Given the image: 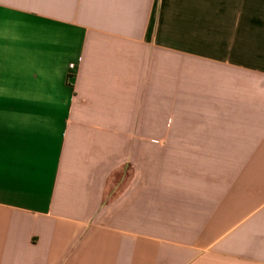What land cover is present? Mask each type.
Instances as JSON below:
<instances>
[{
    "label": "crops",
    "instance_id": "0c3cea01",
    "mask_svg": "<svg viewBox=\"0 0 264 264\" xmlns=\"http://www.w3.org/2000/svg\"><path fill=\"white\" fill-rule=\"evenodd\" d=\"M0 264H264V0H0Z\"/></svg>",
    "mask_w": 264,
    "mask_h": 264
},
{
    "label": "built area",
    "instance_id": "2783aa9c",
    "mask_svg": "<svg viewBox=\"0 0 264 264\" xmlns=\"http://www.w3.org/2000/svg\"><path fill=\"white\" fill-rule=\"evenodd\" d=\"M69 67H70V68H73V65H70Z\"/></svg>",
    "mask_w": 264,
    "mask_h": 264
}]
</instances>
